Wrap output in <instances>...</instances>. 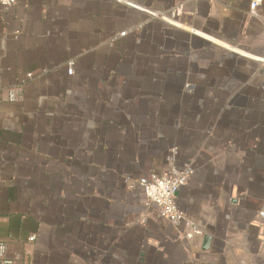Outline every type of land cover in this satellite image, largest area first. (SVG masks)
<instances>
[{"label": "crops", "instance_id": "0c3cea01", "mask_svg": "<svg viewBox=\"0 0 264 264\" xmlns=\"http://www.w3.org/2000/svg\"><path fill=\"white\" fill-rule=\"evenodd\" d=\"M251 1L0 6L7 257L15 264H264V0L253 12ZM179 3V28L148 15ZM174 146L175 164L194 168L177 195L203 230L193 240L128 186L165 172Z\"/></svg>", "mask_w": 264, "mask_h": 264}, {"label": "built area", "instance_id": "2783aa9c", "mask_svg": "<svg viewBox=\"0 0 264 264\" xmlns=\"http://www.w3.org/2000/svg\"><path fill=\"white\" fill-rule=\"evenodd\" d=\"M16 3V0H0V6L4 10H9ZM262 3V0H252L250 3L251 11H255ZM153 11L152 9H147ZM145 11V13H149ZM184 4L179 3L167 11H153L157 15L148 14L151 18L159 21L166 22L167 24L175 26L173 23L181 24L178 21V17L183 14ZM168 20V22H167ZM173 23H171V22ZM184 26V25H183ZM179 28V27H177ZM128 34V31L121 32L113 37V41L119 38H123ZM74 73V61L67 63V74L72 75ZM32 75L29 74L28 78ZM10 101H16L18 96L15 91L10 92ZM178 148L175 146L170 149L167 156L168 169L163 173H148L146 175L139 176L135 179L129 180L130 189H138L145 197V204L147 207L155 208L160 218L174 226H183L186 229L185 237L188 240H193L197 236H202L203 230L198 227L194 221L189 219L185 212L177 204V195L179 191L188 183L192 177L194 171L192 166L178 167L175 164ZM264 218V210L259 214ZM31 237L30 240H33ZM0 264H15V262L7 257L6 243L0 241Z\"/></svg>", "mask_w": 264, "mask_h": 264}, {"label": "water", "instance_id": "95a60500", "mask_svg": "<svg viewBox=\"0 0 264 264\" xmlns=\"http://www.w3.org/2000/svg\"><path fill=\"white\" fill-rule=\"evenodd\" d=\"M208 242H209V239L208 238H204V248L207 247Z\"/></svg>", "mask_w": 264, "mask_h": 264}, {"label": "rangeland", "instance_id": "374dc122", "mask_svg": "<svg viewBox=\"0 0 264 264\" xmlns=\"http://www.w3.org/2000/svg\"><path fill=\"white\" fill-rule=\"evenodd\" d=\"M194 59H195V57L194 56H192L191 57V61H193L194 62ZM176 147V146H175ZM176 148H178V147H176ZM166 162H167V157H166ZM167 164H168V162H167ZM177 166V165H176ZM188 166V165H187ZM190 166V165H189ZM193 168V167H192ZM193 171H194V168H193ZM193 175H194V173H193Z\"/></svg>", "mask_w": 264, "mask_h": 264}, {"label": "bare ground", "instance_id": "6f19581e", "mask_svg": "<svg viewBox=\"0 0 264 264\" xmlns=\"http://www.w3.org/2000/svg\"><path fill=\"white\" fill-rule=\"evenodd\" d=\"M167 22H168V20H167ZM171 22V21H170ZM171 23H173V22H171ZM174 25H177V23H173Z\"/></svg>", "mask_w": 264, "mask_h": 264}]
</instances>
